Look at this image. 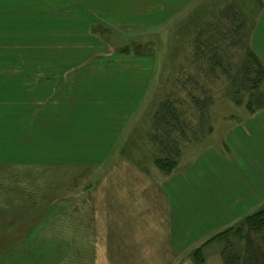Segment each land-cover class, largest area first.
<instances>
[{
    "label": "rangeland",
    "instance_id": "1",
    "mask_svg": "<svg viewBox=\"0 0 264 264\" xmlns=\"http://www.w3.org/2000/svg\"><path fill=\"white\" fill-rule=\"evenodd\" d=\"M107 1L0 0V264H226L232 247L244 252L245 241L231 228L186 255L165 249L160 187L234 106L251 113L264 107V83L261 97L244 89L245 57L233 48L241 41L223 48L229 63L234 58L231 79L209 72L195 54L218 25L240 28L249 45L262 3L200 1L169 31L132 43L125 37L130 45L113 50L124 36L101 24L99 7ZM151 46L154 96L125 131H116L110 126L119 119L108 123L112 105L100 96L117 88L112 99L122 102L123 73L133 72L125 58ZM98 72L108 82L86 77ZM194 97L206 107L212 98L213 105L202 114ZM166 102L180 112L181 131L158 125ZM121 234L129 250L112 257L110 236Z\"/></svg>",
    "mask_w": 264,
    "mask_h": 264
},
{
    "label": "crops",
    "instance_id": "2",
    "mask_svg": "<svg viewBox=\"0 0 264 264\" xmlns=\"http://www.w3.org/2000/svg\"><path fill=\"white\" fill-rule=\"evenodd\" d=\"M200 1L204 0H108L99 7L105 14L101 24L110 28L113 35L124 36L116 46H108L116 50L114 47L118 45L126 47L138 39L141 41L146 34L167 32L175 19ZM258 1L263 7L256 16L250 47L264 65V0ZM125 37L133 40L127 45ZM153 50L151 46L144 49L141 57L125 58L133 65V72L123 73L128 86L122 87L121 92L125 93L122 102L114 96L112 99L117 88L113 93L104 90L100 96L112 105L108 123H117L119 119L118 125L110 128L125 131L147 99L154 96L151 92L157 58ZM86 77L101 83L109 75L98 72ZM222 119L224 122H217L213 134L196 153L186 157L180 170L161 184L160 193L168 211L162 230L166 250L168 247L186 255L247 217L264 211V107L251 113L247 108L234 106L227 118ZM110 238L108 251L113 252L112 257H118L119 251L123 257V251L129 250L124 235Z\"/></svg>",
    "mask_w": 264,
    "mask_h": 264
},
{
    "label": "trees",
    "instance_id": "3",
    "mask_svg": "<svg viewBox=\"0 0 264 264\" xmlns=\"http://www.w3.org/2000/svg\"><path fill=\"white\" fill-rule=\"evenodd\" d=\"M232 9V8H230ZM233 10V9H232ZM238 21H241V17H237ZM242 22V21H241ZM218 26H215L208 34L207 39L201 40L197 43L195 47V54H197L196 62L202 63L209 67V72H216V70H221L224 75H227L229 79L231 76L228 74V69L233 67V61L229 63L230 58L226 60V55L224 53L227 50H223L226 45L225 42L232 39H238V47L233 45V48L237 51L236 55L244 54V65L241 67V72L244 75L243 86L246 92L251 93V97H261L262 94L259 93L260 86L264 83V65L260 60L259 56L251 49L250 41L245 40L244 32L238 28L234 32L220 30ZM210 35V36H209ZM206 41V42H205ZM204 42L206 44H204ZM199 44V47H198ZM228 49V48H227ZM196 104L200 107L202 114L209 106L213 105V99H207L209 104L204 105L201 103V99H195ZM162 111V112H161ZM160 114L157 115L158 125L166 126L170 130H182L183 125L181 124V115L174 104L166 102L162 106ZM166 124V125H165ZM161 168H169L168 162L159 163ZM239 228L229 229V232H234L239 234L240 238L244 240V252L243 254H238L234 251L232 247L229 253L225 256L226 264H264V211L257 212L256 214L247 217L241 224L238 225ZM239 232V233H238ZM236 234V235H237Z\"/></svg>",
    "mask_w": 264,
    "mask_h": 264
}]
</instances>
